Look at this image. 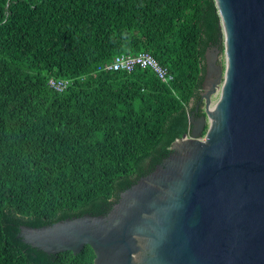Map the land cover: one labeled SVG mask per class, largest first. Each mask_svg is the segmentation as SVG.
<instances>
[{"label":"trees","instance_id":"obj_1","mask_svg":"<svg viewBox=\"0 0 264 264\" xmlns=\"http://www.w3.org/2000/svg\"><path fill=\"white\" fill-rule=\"evenodd\" d=\"M221 42L213 0H0V264H93L89 246L48 255L19 227L106 215L188 132ZM139 53L172 80L102 70Z\"/></svg>","mask_w":264,"mask_h":264},{"label":"water","instance_id":"obj_2","mask_svg":"<svg viewBox=\"0 0 264 264\" xmlns=\"http://www.w3.org/2000/svg\"><path fill=\"white\" fill-rule=\"evenodd\" d=\"M213 1L222 42L204 53L203 115L106 215L20 226L25 244L89 246L93 264H264V0Z\"/></svg>","mask_w":264,"mask_h":264},{"label":"built area","instance_id":"obj_3","mask_svg":"<svg viewBox=\"0 0 264 264\" xmlns=\"http://www.w3.org/2000/svg\"><path fill=\"white\" fill-rule=\"evenodd\" d=\"M149 68L156 76L164 83H169L172 77L168 74V71L161 67L159 63L147 53H139L136 55H118L113 60L104 65L102 70L104 71H127L130 72L135 68ZM48 85L56 92H63L68 82L62 80H49Z\"/></svg>","mask_w":264,"mask_h":264},{"label":"flooded vegetation","instance_id":"obj_4","mask_svg":"<svg viewBox=\"0 0 264 264\" xmlns=\"http://www.w3.org/2000/svg\"><path fill=\"white\" fill-rule=\"evenodd\" d=\"M211 47H215V46L209 45L207 48H211ZM201 93H202V89L200 87L198 95L189 104V108L191 109L190 115H192L195 120H197L198 118H200L203 115L204 104H203V101L201 100ZM189 130H190V128H189ZM189 130H188V132H189ZM205 132H206V129L204 130L203 134H205ZM148 170H149V167L146 168L144 170V172H148Z\"/></svg>","mask_w":264,"mask_h":264},{"label":"rangeland","instance_id":"obj_5","mask_svg":"<svg viewBox=\"0 0 264 264\" xmlns=\"http://www.w3.org/2000/svg\"><path fill=\"white\" fill-rule=\"evenodd\" d=\"M208 48H206V50H207Z\"/></svg>","mask_w":264,"mask_h":264}]
</instances>
